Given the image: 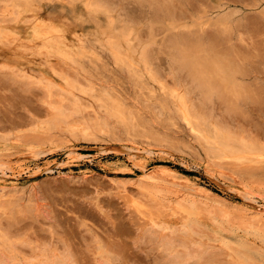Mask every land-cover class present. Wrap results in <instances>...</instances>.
Returning <instances> with one entry per match:
<instances>
[{
    "label": "rangeland",
    "instance_id": "1",
    "mask_svg": "<svg viewBox=\"0 0 264 264\" xmlns=\"http://www.w3.org/2000/svg\"><path fill=\"white\" fill-rule=\"evenodd\" d=\"M36 1L73 18L82 47L69 59L40 50L43 66L17 60L5 48L14 36L0 37V177L21 173L22 187L0 199V264H264V219L244 203H264V0ZM16 3L0 0V31L15 25ZM110 28L147 63L117 58L98 39ZM197 44L237 93L202 95L173 58ZM93 100L122 106L129 122L102 107L96 120ZM184 110L239 155L203 144ZM135 148L150 151L135 162L166 174L163 186L139 181ZM174 179L205 203L172 194Z\"/></svg>",
    "mask_w": 264,
    "mask_h": 264
},
{
    "label": "bare ground",
    "instance_id": "2",
    "mask_svg": "<svg viewBox=\"0 0 264 264\" xmlns=\"http://www.w3.org/2000/svg\"><path fill=\"white\" fill-rule=\"evenodd\" d=\"M16 2L17 6L19 7V11L17 16L13 19L15 25L10 29V33H7L8 31H0V37H2L5 33L14 36V46L5 48L8 52L18 55L19 57L17 60H20L19 58L22 59L20 61L24 60L25 62L34 60L45 66L46 63H48V60L42 56L40 50H46L49 54L67 59L72 58L79 53V48L82 47V45L79 44V26L67 12L60 11L53 14H44L42 11H40L36 0H16ZM98 39L104 42L117 58L122 59L129 66H142L147 63V54L145 55L144 48L134 43L128 33L116 35L114 34V30L110 28L106 30H100ZM173 58L181 67L188 70L187 72L188 74L190 73L192 81L196 83V87L199 88L203 96L209 97L212 94L218 95L222 94L223 92L237 93V91H233L236 83L234 84L235 80H233L229 69H225V66L221 65L219 61L216 63L212 58L205 55L201 47H199V44L191 46L185 45L182 47L179 46V48H177V52L174 53ZM84 97L85 95H83V98ZM79 102L81 101H78L76 103L78 104ZM98 102L99 100L89 101V105L85 107L86 109H91V115H94V118H96V120L102 121V116H108V118H116L123 124L129 122L127 120L129 119V117H131V115L129 114V116L125 118L126 113H123L124 111L122 112V110H124L122 106L120 109L118 104L116 103H114L116 105L108 107L101 102L98 105ZM83 106L84 105H82V107ZM101 107L104 108L106 112V114H102V116V112L100 113L98 109ZM78 109H80L77 110V112L79 111L78 114H81L82 109ZM184 112L186 119L188 120L192 128L196 130L198 139L203 144L207 145L210 142L215 141L216 147L214 149V152L219 154V156L230 157L233 155H239V151L231 149V145L229 144L228 140L224 139L220 134L213 130L206 132L202 128L204 124L195 120H191L188 112L186 110H184ZM107 123L105 124L107 125ZM137 148L133 149V151L131 150V156L128 157V160L130 161V163H132V166L136 167L137 169L139 168V171L141 173L139 175V181L142 183L147 182L148 184L154 183V185L161 187L162 184H165L161 182L164 180H162V177L165 178L166 174H157L154 172V170L148 171L144 165H139L138 163H136V158H141L142 160L144 159V157H146L144 156L142 158V155L149 156L150 154V151L148 149V151L145 150L142 152ZM243 152L255 154L258 152V150L255 147H245ZM129 171V174H132L131 170ZM220 172L224 174L225 171L220 170ZM216 173L214 172L212 174L215 175ZM2 174H4V176L0 177V199L8 197L12 193H19L22 187L19 186L17 181L18 176H20L21 173H18V175L13 174L11 176H7V172L2 171ZM172 183V194L175 193L179 197L182 194H186L185 191L187 190L189 192L187 193V195H189L191 198L196 199V201L198 200L199 202L205 203V197L203 193L201 192V190L195 188L196 186H192L184 182H178L175 179L172 180ZM184 189L186 190L184 191ZM177 196L176 198H178ZM250 197L251 196H249L248 198L247 196L248 199H244V203L248 206L246 207L244 205L245 208L248 209L245 210L246 212L248 211L247 215L251 214V216H254L257 220L264 219V203L263 205H260ZM171 198L170 200H172ZM108 260L110 261V259ZM106 263L104 259L98 260V264Z\"/></svg>",
    "mask_w": 264,
    "mask_h": 264
}]
</instances>
